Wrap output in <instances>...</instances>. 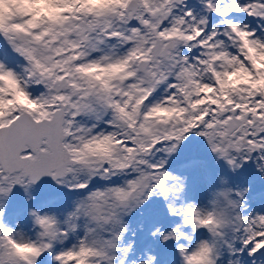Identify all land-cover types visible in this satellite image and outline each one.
Returning a JSON list of instances; mask_svg holds the SVG:
<instances>
[{"label": "flooded vegetation", "instance_id": "flooded-vegetation-1", "mask_svg": "<svg viewBox=\"0 0 264 264\" xmlns=\"http://www.w3.org/2000/svg\"><path fill=\"white\" fill-rule=\"evenodd\" d=\"M132 1L66 0L68 10L59 8L49 16L61 27V35H53L48 43L50 77L36 75L39 69L33 76L36 117L64 113V142L71 155L68 174L46 184L76 181L81 196L94 198L98 209L99 199L111 190L106 192L111 208L103 209L111 213L106 222H114L116 206L123 232L129 222L137 225L129 232L151 225L153 178L164 173L169 180L170 171L183 163L185 173L191 169L189 183L198 212L201 157L211 167L217 162L213 153L225 149L237 157V173L255 179V186L264 177L256 157L240 166L243 152L254 155L262 149L257 145L264 142V122H258L264 119V89L253 86L242 62L219 61L228 35L224 20L206 22L192 15L199 0H137L135 14ZM51 32L41 31L37 43ZM230 39L238 43L237 36ZM95 146L94 152L88 149ZM190 157L195 160L188 164ZM79 168L82 174L75 175ZM121 186L141 191L142 204L129 219L128 207L112 203L121 196ZM210 198V192H204L203 199ZM82 212L70 209L71 224L77 220L78 230L84 225ZM42 243L47 253L53 247L46 238ZM78 249L59 262L85 260Z\"/></svg>", "mask_w": 264, "mask_h": 264}, {"label": "rangeland", "instance_id": "rangeland-1", "mask_svg": "<svg viewBox=\"0 0 264 264\" xmlns=\"http://www.w3.org/2000/svg\"><path fill=\"white\" fill-rule=\"evenodd\" d=\"M263 1L240 0L239 2L244 6L245 10L247 8L248 17L255 18L259 13L260 18H262L261 25L263 28V35L259 37V40L264 43ZM4 2L7 7L0 0V36L7 39V43L0 42V81L4 78V83H1L4 85L8 84V87L16 85L19 79V75H17L19 67H21L23 72H34L39 69L36 75L40 74L48 79L50 77L48 69L51 66V46L48 43L53 35H61V27H56V20L52 18L47 20L40 19V21L30 19V22L39 24V30L36 31V34L35 32H29L28 28L33 27L32 23L28 25L24 21L20 22L21 24H13L11 22L14 20L12 17L16 16L17 12L21 13L20 18L22 17L24 11L21 9L27 7V0H21L20 8L18 6L15 11L9 0H4ZM208 9V5L203 0L202 6L196 9L197 15L203 17ZM213 15L217 14L213 12ZM59 25L61 26V24ZM50 30L52 32L51 34L48 33V38L40 39L37 43L38 34L41 31L49 32ZM230 31L233 30L230 29ZM260 50L264 52L263 44ZM10 51L25 53L34 56L35 59L32 60L31 64L26 62L18 64L14 57L11 56L8 61L11 67L9 69L3 68L4 53L10 54ZM217 74L219 73L217 72ZM2 94L3 90L0 87V101ZM44 94L45 97L48 96V92ZM5 95H11V89L5 92ZM23 104L28 105L26 102ZM10 106H16L15 111L17 110L15 102H9L5 106L8 107L6 110ZM11 116L10 114H5L2 110L0 123L8 122ZM258 122L263 123L264 119L260 118ZM97 148L95 146L88 149L94 152ZM257 148H264V142L260 141V145H257ZM243 153L245 155L241 157V168L245 167L251 156L256 157L259 165L264 167L262 162L264 160L263 153L251 155L252 151L250 150ZM213 154L217 158V162L212 163L210 168L205 167L208 172L207 177L210 178V207L214 213L211 225L213 226L210 230V236L209 234L208 236L204 234L200 241L189 250H194L191 253L193 259L189 258L190 262L192 264H228L229 259L233 257L236 263L240 264H264V227L261 226V217H264V198L257 202L261 204V207L255 212L250 213L244 209L245 202H248L245 193L249 191L251 185L254 186L255 191L261 190L262 186H264V179L257 186L254 185L255 183L247 185L244 191L233 190L228 170L230 169V163L235 161L237 157H233L235 154L231 155L225 149ZM199 161L200 163H208L204 160V157H201ZM17 172L0 174V259L2 264H66L59 262V259L75 247H79L78 254L80 259L83 260L84 257H87L79 264H126V258L136 252L135 249H131L132 252L129 254L130 247L128 245L125 247L126 242L124 241H129L128 239L135 240L138 236H144L146 229H143V233H128L129 230L127 229H133L137 226L129 222L126 231L123 232L121 222L118 221L121 215L117 212L115 205L119 204L120 207H128L130 211L127 212V218L129 219L142 204L138 200L141 196L140 190L133 192L130 188L121 186V196H115L112 200L115 206L113 208L114 214H112L114 222L107 224L106 218L110 217L111 213L105 212L103 209L111 208L106 197V192H111V190L105 191L103 200L99 199L98 209L95 206L94 198L81 196L77 188L79 183L76 181L65 179L57 184L36 185L24 179L22 174ZM79 174H82V168H79L78 172L75 173V175ZM190 178L191 170L181 180L177 178L175 172L169 173V180L165 179L164 173L153 178L151 191L155 198L152 201V206L155 207L152 211L154 216L161 215V208L169 195V189L173 187L174 190L173 183L180 184L177 190V196H179L187 191ZM243 180L246 181V177H243ZM245 184L247 183L245 182ZM257 197L249 198V200H255ZM172 202L176 203V198ZM205 207L207 208V206ZM219 207L221 208L219 209ZM72 208L84 210V214L82 212L84 225L83 228L80 226L79 230L77 220L71 224L70 209ZM179 208H185L184 204H179ZM253 209L255 208L253 207ZM204 212L207 214V210H204ZM18 215H20L19 222L16 220ZM243 215L246 218H250V222L253 221L254 229L249 230L248 228L247 231L240 233L236 228L241 223L244 225L250 223ZM13 218L15 222H13ZM7 222H9V225H6ZM199 225L204 228L205 224L200 223ZM240 236H242V239ZM43 238H46V243L49 247L51 245L54 247L50 251L51 257L49 258H47V250L42 243ZM171 238V235L165 237L167 240L164 241L163 247ZM139 245V251L142 252V255L137 254L136 257L140 259L133 264H155L153 259L156 258L157 254L161 253V248L159 247V250L156 249L157 252L152 249L148 254L147 243L142 240ZM188 246H191L190 243H188ZM244 252L247 256H243ZM38 257H40L39 261H37Z\"/></svg>", "mask_w": 264, "mask_h": 264}, {"label": "water", "instance_id": "water-1", "mask_svg": "<svg viewBox=\"0 0 264 264\" xmlns=\"http://www.w3.org/2000/svg\"><path fill=\"white\" fill-rule=\"evenodd\" d=\"M62 112L52 118L36 120L30 112H22L9 124L0 126V163L5 170H22L33 182H47L64 175L70 162L63 143ZM46 137L48 149L41 148ZM35 156L22 155L27 146ZM1 264V263H0Z\"/></svg>", "mask_w": 264, "mask_h": 264}, {"label": "trees", "instance_id": "trees-1", "mask_svg": "<svg viewBox=\"0 0 264 264\" xmlns=\"http://www.w3.org/2000/svg\"><path fill=\"white\" fill-rule=\"evenodd\" d=\"M34 1H37V0H34ZM47 1V4L48 5H50L48 8L51 10L54 6V3H53V1L52 0H46ZM33 7H35V6H33ZM36 9V8H35ZM34 9V10H35ZM23 94V93H22ZM27 98L24 96V100H26ZM26 102H28L29 104H30V102L28 101V100H26Z\"/></svg>", "mask_w": 264, "mask_h": 264}]
</instances>
